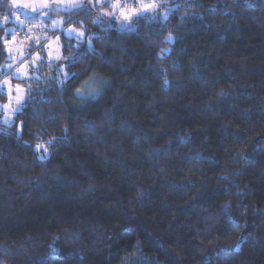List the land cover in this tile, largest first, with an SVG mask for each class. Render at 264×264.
<instances>
[{"label":"trees","instance_id":"trees-1","mask_svg":"<svg viewBox=\"0 0 264 264\" xmlns=\"http://www.w3.org/2000/svg\"><path fill=\"white\" fill-rule=\"evenodd\" d=\"M150 1L15 28L34 26L19 42L40 58L0 118L5 264H264V0ZM14 11L0 1V82Z\"/></svg>","mask_w":264,"mask_h":264},{"label":"rangeland","instance_id":"rangeland-1","mask_svg":"<svg viewBox=\"0 0 264 264\" xmlns=\"http://www.w3.org/2000/svg\"><path fill=\"white\" fill-rule=\"evenodd\" d=\"M121 1V6H117V9H114L111 14L114 15V17H117L119 21H129L125 20L123 17L120 15V9L121 8H126V9H132L135 8L138 11H140L142 14L146 13L145 10H152L156 8V4L150 0H143V4L139 3L138 0H120ZM153 4V7H148L145 8V4ZM64 8L59 7V6H54L53 8L49 10H45L41 13H31L28 12L27 10L24 9H14L15 11L13 12V19L15 21L14 28L12 29V37L8 41L7 49L9 52V63H8V70L11 69L10 73L8 75H5L4 78L1 80V87H0V94L5 95V100H0V118L3 120L4 123H6L7 119V124H11L14 121V116L16 112H18L25 101V99L28 96V89L27 87L18 84L17 82H14L13 78H24V77H31L32 74L30 72V67L33 66L34 64L36 65L35 62H37V57L40 55L39 53L34 55V58L30 59V64L28 61L25 60L26 58V49L25 46H22L21 42H23L20 38V35L17 36L15 28L19 25V21L21 23L22 19L29 20L32 22L36 27L39 24L41 26L42 31L49 32L53 29L61 28L62 24H64V16L62 14H56V12H59ZM20 19V20H19ZM125 24V23H123ZM62 29V28H61ZM66 33H74L79 35L82 33L80 30L77 29H72L71 26H69L68 30H66ZM19 37V39H18ZM59 36L57 37H52L50 38V41L46 44V55L47 58L50 61H56L59 56L61 57V46L59 45ZM21 41V42H19ZM26 42V41H25ZM24 43V42H23ZM25 45V44H24ZM26 52V53H25ZM20 85V89L22 91L17 90L16 86ZM20 95L23 96V101H22V106L18 105L16 102V97ZM7 105L8 107H4ZM19 109L16 112H13V109Z\"/></svg>","mask_w":264,"mask_h":264},{"label":"water","instance_id":"water-1","mask_svg":"<svg viewBox=\"0 0 264 264\" xmlns=\"http://www.w3.org/2000/svg\"><path fill=\"white\" fill-rule=\"evenodd\" d=\"M1 1V0H0ZM13 9H24L31 13H41L54 6H59L67 10H76L83 7L87 0H75V3L69 0H8Z\"/></svg>","mask_w":264,"mask_h":264},{"label":"snow or ice","instance_id":"snow-or-ice-1","mask_svg":"<svg viewBox=\"0 0 264 264\" xmlns=\"http://www.w3.org/2000/svg\"><path fill=\"white\" fill-rule=\"evenodd\" d=\"M69 2H71V3H75V0H69ZM96 2H97V3H100V2H102V0H96ZM119 2H120V0H115V4H116V5H118ZM138 2L141 3V4H143V0H138ZM144 7H145V8L153 7V4H151V3H149V4H145ZM177 7H179V6H177ZM140 14H142V13H141L140 11H138L137 9H135V8H132V9L121 8V9H120V15H121V17H123L125 20L130 19L132 16H137V15H140ZM109 15H111V14L109 13ZM95 22H96V21L93 20V23H95ZM80 35H83V33H80ZM171 38H172L171 35H169L168 39H171ZM5 43H7V41H5ZM61 83H63V82L61 81ZM16 88H17L18 92H19V91H22V89H20V85H17ZM77 92H80V89H77ZM23 99H24L23 96L18 95V96L16 97V102H17V104L22 106V101H23ZM4 107L6 108V107H8V106L5 105ZM18 110H19V109L17 108V109H13L12 111H13V112H16V111H18ZM5 122H6V123L8 122L7 119H6ZM21 127H22V122H21ZM37 148H38V149L41 148V145L38 144V145H37ZM44 152L47 153V152H48V149H47V148H44ZM38 158H39L40 160H44V159H46V156H45V155H41V156H39ZM225 207H227V205H225Z\"/></svg>","mask_w":264,"mask_h":264},{"label":"built area","instance_id":"built-area-1","mask_svg":"<svg viewBox=\"0 0 264 264\" xmlns=\"http://www.w3.org/2000/svg\"><path fill=\"white\" fill-rule=\"evenodd\" d=\"M34 33H35L34 26L28 22H26V23L24 22L23 27L19 31V35H20V38L22 41L29 40L30 36ZM46 33L47 32H45V31H41V35H43V36L44 35L46 36L47 35Z\"/></svg>","mask_w":264,"mask_h":264},{"label":"clouds","instance_id":"clouds-1","mask_svg":"<svg viewBox=\"0 0 264 264\" xmlns=\"http://www.w3.org/2000/svg\"><path fill=\"white\" fill-rule=\"evenodd\" d=\"M0 264H5L4 259H0Z\"/></svg>","mask_w":264,"mask_h":264}]
</instances>
